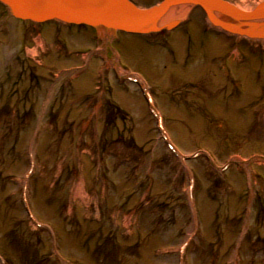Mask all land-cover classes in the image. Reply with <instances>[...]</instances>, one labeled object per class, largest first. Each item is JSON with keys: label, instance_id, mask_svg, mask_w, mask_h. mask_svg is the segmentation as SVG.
<instances>
[{"label": "rangeland", "instance_id": "374dc122", "mask_svg": "<svg viewBox=\"0 0 264 264\" xmlns=\"http://www.w3.org/2000/svg\"><path fill=\"white\" fill-rule=\"evenodd\" d=\"M187 14L0 21V264H264V40Z\"/></svg>", "mask_w": 264, "mask_h": 264}, {"label": "bare ground", "instance_id": "6f19581e", "mask_svg": "<svg viewBox=\"0 0 264 264\" xmlns=\"http://www.w3.org/2000/svg\"><path fill=\"white\" fill-rule=\"evenodd\" d=\"M39 0H37L36 2L38 3ZM91 3L95 6H104L106 4V0H90ZM128 2V4L133 7L135 10L142 12V18L141 20L134 26L129 27L127 29H114V28H110V27H105L103 25H96V24H85V23H76V22H72V21H66V20H62V19H57V18H46L44 19H39V20H33V19H27L21 15H18L17 13H15L10 7H8L7 4H5L2 0H0V4H3L5 7H7L6 13H9L12 15L13 18H16L19 21H26V22H31V24L33 25H43L48 23L49 21H53L51 23H55V24H64V25H83L84 27H91L93 29H96L97 31L101 30V32H99L100 37L103 38L104 42H106L109 46V44H112V40L113 37H115L114 35H116L119 31L124 32V33H128V34H133V35H141V36H148L151 35V33H154L157 31V29L162 26L161 25V21L163 25H169L170 27H176V25L179 24V20L185 18L186 15H188L187 13H190L192 11H194L197 7L201 8L203 12L206 13L207 19L209 20L208 22L211 23L213 26H217L219 28H221L222 31L226 30L229 31L231 33V35H237V37H241L244 39V36H246L245 34H243L242 31H240L241 27L239 26H232V24H227L226 20L223 19L222 17L227 16L229 14H231V11H233L235 8H237L241 13H243V11H252L253 9H255L257 6H259L261 3H258L257 5H254L252 7H247V6H238L236 5L234 2H229V0H157V2L153 5H149V6H142L140 4L137 3L136 0H126ZM208 2V3H207ZM210 3V5H208ZM206 7V8H205ZM192 9V10H189ZM246 13V12H245ZM227 14V15H226ZM220 16V17H219ZM256 16L257 13H256ZM5 17H1V19L4 20ZM264 22V18L262 19ZM216 21H221V22H225L224 25L221 24H217ZM251 21H247L244 20V22L242 24H246L249 27V31H251V26L250 23ZM258 21H253L252 23H257ZM181 24V23H180ZM217 24V25H216ZM254 25V24H253ZM259 25V24H258ZM239 28V29H238ZM253 31H251L252 33ZM252 36V37H251ZM251 36H247L250 37L254 40L255 39H261L264 40V36L260 34V32H257ZM91 49V48H90ZM93 51V50H91ZM122 75L124 76H129L125 73H123ZM133 79H137L138 83L143 85V89H144V94H146V96L148 97V99L153 102V99L151 98L152 95L149 94V88H148V84L147 81L145 80V78L142 77V75L138 78L136 76H131ZM162 122V120H161ZM163 124V122H162ZM164 136H166V138L168 139V136L165 134ZM169 140V139H168ZM192 237V234L190 235ZM179 250V249H178ZM186 253V249L185 252ZM184 260V256L183 259Z\"/></svg>", "mask_w": 264, "mask_h": 264}, {"label": "water", "instance_id": "95a60500", "mask_svg": "<svg viewBox=\"0 0 264 264\" xmlns=\"http://www.w3.org/2000/svg\"><path fill=\"white\" fill-rule=\"evenodd\" d=\"M2 1L18 15L33 20H45L51 17L76 23L100 24L114 29H127L136 25L142 18V12L135 10L126 0H106L104 6H95L90 0H39L38 3L37 0ZM222 18L226 20L227 24L241 27L240 31L247 36H254L257 32L264 36V22L259 25L252 23L253 21H263L264 1L252 11L241 13L235 8L231 14ZM244 20L251 21L252 33L249 31L248 25L242 24ZM216 22L221 25L225 24L221 21Z\"/></svg>", "mask_w": 264, "mask_h": 264}]
</instances>
